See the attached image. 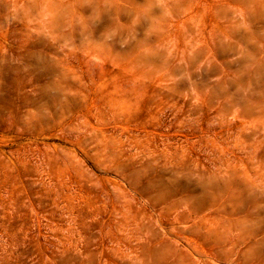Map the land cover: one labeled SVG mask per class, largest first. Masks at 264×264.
Listing matches in <instances>:
<instances>
[{"label": "rangeland", "instance_id": "374dc122", "mask_svg": "<svg viewBox=\"0 0 264 264\" xmlns=\"http://www.w3.org/2000/svg\"><path fill=\"white\" fill-rule=\"evenodd\" d=\"M0 264H264V0H0Z\"/></svg>", "mask_w": 264, "mask_h": 264}, {"label": "bare ground", "instance_id": "6f19581e", "mask_svg": "<svg viewBox=\"0 0 264 264\" xmlns=\"http://www.w3.org/2000/svg\"><path fill=\"white\" fill-rule=\"evenodd\" d=\"M145 148H148V147H145ZM176 180V179H175Z\"/></svg>", "mask_w": 264, "mask_h": 264}]
</instances>
